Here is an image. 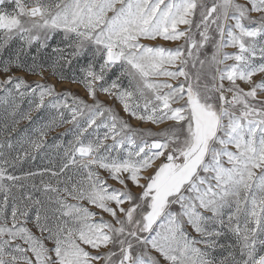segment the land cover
<instances>
[{
  "label": "snow or ice",
  "instance_id": "6c2138e0",
  "mask_svg": "<svg viewBox=\"0 0 264 264\" xmlns=\"http://www.w3.org/2000/svg\"><path fill=\"white\" fill-rule=\"evenodd\" d=\"M0 264H264V0H0Z\"/></svg>",
  "mask_w": 264,
  "mask_h": 264
},
{
  "label": "rangeland",
  "instance_id": "374dc122",
  "mask_svg": "<svg viewBox=\"0 0 264 264\" xmlns=\"http://www.w3.org/2000/svg\"><path fill=\"white\" fill-rule=\"evenodd\" d=\"M166 46L174 47L175 44H169V45H166ZM27 79H29V80H36V79H38V77H36V76H29V77H27ZM49 82L52 83V84H55L57 91L70 90L72 92H78L80 95H83L84 94L82 88L79 85L72 84V83H69L67 81L58 82V78L57 77H50ZM101 99L103 100V99H106V98L102 96ZM66 127L67 126H65V128ZM65 128H58V129H56V131L53 133V135H56V134L61 133V132H64L65 131Z\"/></svg>",
  "mask_w": 264,
  "mask_h": 264
}]
</instances>
